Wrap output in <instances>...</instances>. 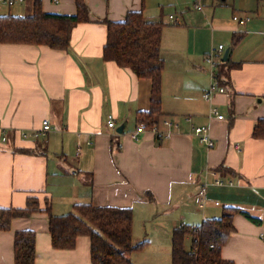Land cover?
I'll return each instance as SVG.
<instances>
[{
    "label": "crops",
    "instance_id": "crops-1",
    "mask_svg": "<svg viewBox=\"0 0 264 264\" xmlns=\"http://www.w3.org/2000/svg\"><path fill=\"white\" fill-rule=\"evenodd\" d=\"M33 1L0 10L31 17ZM40 2L45 13L76 11L74 0ZM84 2L90 21L73 27L67 50L0 43V208H22L28 197H37L40 208L47 200L54 215L70 212L74 204L130 208L132 239L149 242L128 255L133 264H171L174 228L236 208L260 221L235 214L220 256L233 264H264V140L252 137L264 119V0ZM139 10L148 21L165 24L162 39L166 30L173 34L160 47L157 129L169 133L168 139L148 129L133 135L136 113L150 107V81L102 58L106 27L99 20L120 22ZM233 35L241 39L230 48ZM220 47L221 57L214 53ZM225 48L229 64L238 67L224 64ZM212 84L223 93L205 100ZM212 108L224 119L212 116ZM201 126L213 148L194 135ZM204 184L206 202L199 207L196 197ZM136 212L143 215L138 224ZM23 230L35 233V264H91L88 237H78L71 250L52 248L44 212L14 219L8 231H0V264H14V233Z\"/></svg>",
    "mask_w": 264,
    "mask_h": 264
},
{
    "label": "trees",
    "instance_id": "trees-1",
    "mask_svg": "<svg viewBox=\"0 0 264 264\" xmlns=\"http://www.w3.org/2000/svg\"><path fill=\"white\" fill-rule=\"evenodd\" d=\"M74 1L76 11L73 15L45 13L40 0L33 1L31 17L0 15V43L67 50L73 27L90 21V12L84 0ZM196 6L195 9H198ZM99 22L106 27L102 58L120 68L129 69L137 78L150 81V107L146 112L136 113L137 124H143L146 129L153 131L158 139L165 137L157 129L162 115L161 80L164 60L160 47L165 24L161 21H148L143 10L127 12L120 22L105 19ZM240 39L241 36L233 35L230 48L236 46ZM229 61L228 55L224 63L229 65L228 69L240 65L229 64ZM220 77L221 73L215 78L219 80ZM252 137L264 140V119L257 121ZM44 204V208H40L37 197H28L22 208H0V231H8L14 219H25L34 213L44 212L48 218L52 248L71 250L78 237H88L91 264H133L128 255L142 251L149 243L147 239L133 243L130 208L74 204L70 212L54 215L47 200ZM238 213L253 223L258 224L260 221L236 208H224L219 218L203 219L198 225L182 224L174 228L170 237L171 264H233L221 258L220 250L234 229L232 218ZM187 238L190 239L188 249L185 247ZM35 241L34 231L14 233V264H35Z\"/></svg>",
    "mask_w": 264,
    "mask_h": 264
},
{
    "label": "built area",
    "instance_id": "built-area-1",
    "mask_svg": "<svg viewBox=\"0 0 264 264\" xmlns=\"http://www.w3.org/2000/svg\"><path fill=\"white\" fill-rule=\"evenodd\" d=\"M24 0H0V5L5 6V7H11L14 6L16 4L22 3ZM198 9H200V5L196 6ZM233 19L235 21H237L238 23H243L245 21H248V18L245 19H240L238 17H233ZM214 53H217L220 57L222 56V48H218V50L214 51ZM206 61L211 65V67L214 66L213 63V59L211 56H207L206 57ZM223 93V89L217 85V84H212L209 87V90L203 95L205 100H209L211 94L213 93ZM210 113L212 114V116H214L217 120H223L224 117L220 114H218L217 110L215 108H212ZM107 127L113 129L114 128V118L112 117V115H108L107 116ZM166 126H170V123L165 122ZM145 126L143 124H139L136 127V131L135 133H133L134 136H137L141 133H143V131L145 130ZM43 130H49V125L47 123V121H43ZM193 133L195 136L199 137L200 142L204 143L208 148H213L214 146V142L212 141V139L209 136V133L207 132V129L203 126L201 127H196L193 129ZM165 138H169L170 134L169 133H165ZM196 202L198 204L199 207H203L205 202H206V184H204V186L201 187V189L199 190L197 197H196ZM216 205L218 203H215Z\"/></svg>",
    "mask_w": 264,
    "mask_h": 264
},
{
    "label": "rangeland",
    "instance_id": "rangeland-1",
    "mask_svg": "<svg viewBox=\"0 0 264 264\" xmlns=\"http://www.w3.org/2000/svg\"><path fill=\"white\" fill-rule=\"evenodd\" d=\"M5 10V8H2L1 10H0V15H4L3 13L5 12L4 11ZM173 27V26H172ZM174 28V27H173ZM167 34H165L164 35V37H163V39H162V46H164L166 43H169V41H170V39L171 38H173V34H169L168 33V31L166 30L165 31ZM172 32V31H171ZM226 49V48H225ZM66 213H68V212H66ZM65 214V213H64ZM63 215V214H62ZM141 216H143V215H141V214H138L137 212H136V223L138 224V222L140 221V219H141ZM159 238V237H158ZM136 239H138V238H136V237H134L133 239H132V241H133V243H135V241H136ZM149 239V238H148ZM159 243V242H158Z\"/></svg>",
    "mask_w": 264,
    "mask_h": 264
},
{
    "label": "water",
    "instance_id": "water-1",
    "mask_svg": "<svg viewBox=\"0 0 264 264\" xmlns=\"http://www.w3.org/2000/svg\"><path fill=\"white\" fill-rule=\"evenodd\" d=\"M228 52H229V49H226L224 51V54H223V57H222V61L223 62H225L227 60ZM123 130H124V124L122 126L118 127L116 129V132L119 133V134H122L123 133Z\"/></svg>",
    "mask_w": 264,
    "mask_h": 264
}]
</instances>
